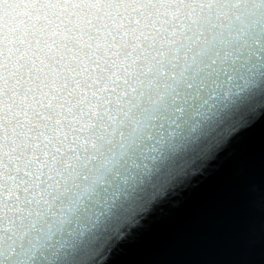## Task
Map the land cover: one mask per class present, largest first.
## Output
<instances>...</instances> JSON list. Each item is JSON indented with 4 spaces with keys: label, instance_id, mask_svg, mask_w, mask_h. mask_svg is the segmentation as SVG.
Here are the masks:
<instances>
[{
    "label": "clouds",
    "instance_id": "9594fccd",
    "mask_svg": "<svg viewBox=\"0 0 264 264\" xmlns=\"http://www.w3.org/2000/svg\"><path fill=\"white\" fill-rule=\"evenodd\" d=\"M133 55L139 59L110 69L119 102L102 109L103 127L73 133L81 159L73 164L75 153L66 152L29 193L34 227L24 245L42 246L37 264H158L145 258L150 237L142 221L173 197L157 219L175 218L181 204L205 205L257 155L264 188V148L254 150L243 135L264 113V30L178 34ZM0 264H17L16 253Z\"/></svg>",
    "mask_w": 264,
    "mask_h": 264
},
{
    "label": "water",
    "instance_id": "95a60500",
    "mask_svg": "<svg viewBox=\"0 0 264 264\" xmlns=\"http://www.w3.org/2000/svg\"><path fill=\"white\" fill-rule=\"evenodd\" d=\"M233 26L264 30V0H0V262L15 252L17 264H37L42 246L24 245L34 227L29 193L66 152L75 153L73 164L81 159L73 133L103 127L102 109L119 102L110 69L139 59L133 54L146 44ZM243 135L254 150L264 148V113ZM178 199L142 221L150 237L145 258L243 264L264 208L259 156L205 205L181 204L175 218L157 219Z\"/></svg>",
    "mask_w": 264,
    "mask_h": 264
}]
</instances>
